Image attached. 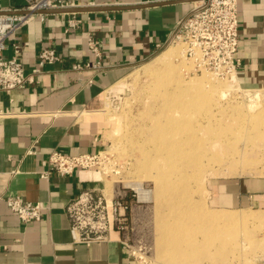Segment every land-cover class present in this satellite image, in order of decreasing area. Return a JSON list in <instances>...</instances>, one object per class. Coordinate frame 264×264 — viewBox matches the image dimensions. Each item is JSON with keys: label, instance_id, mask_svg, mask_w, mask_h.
Listing matches in <instances>:
<instances>
[{"label": "crops", "instance_id": "0c3cea01", "mask_svg": "<svg viewBox=\"0 0 264 264\" xmlns=\"http://www.w3.org/2000/svg\"><path fill=\"white\" fill-rule=\"evenodd\" d=\"M92 1L94 5L79 8L94 10L35 15L6 40L4 58L13 57L14 45L20 46L18 59L28 71L36 67L44 47L56 49L61 61L48 66L37 84L0 93V264H135L124 232L113 230L108 240L90 244L72 237L65 207L80 192H103L100 171L52 173L47 179L40 172L53 151L102 152L106 144L94 113L104 93L134 65L160 51L191 4ZM24 5L25 0H0V10ZM238 9L237 82L242 88L264 89V0H238ZM70 14L82 21L72 31L67 30ZM89 38L100 43L102 69L77 71L78 64L97 62ZM212 184L219 210L264 211V177L224 178ZM7 198L43 202L49 210L43 220L25 224L8 208ZM255 264H264V254Z\"/></svg>", "mask_w": 264, "mask_h": 264}, {"label": "rangeland", "instance_id": "374dc122", "mask_svg": "<svg viewBox=\"0 0 264 264\" xmlns=\"http://www.w3.org/2000/svg\"><path fill=\"white\" fill-rule=\"evenodd\" d=\"M97 110L106 144L98 170L102 190L108 200L126 194L123 232L135 264H195L187 248L198 246L219 251L216 263L206 258L200 264L259 260L264 211L219 210L211 185L224 178L264 177V89L242 88L236 76L200 68L178 42L134 65L104 93ZM191 202L195 214L188 210ZM219 215L235 217L206 226L207 233L219 226L210 235L219 239L169 248L168 232L175 225ZM197 237L202 240L200 233Z\"/></svg>", "mask_w": 264, "mask_h": 264}, {"label": "built area", "instance_id": "2783aa9c", "mask_svg": "<svg viewBox=\"0 0 264 264\" xmlns=\"http://www.w3.org/2000/svg\"><path fill=\"white\" fill-rule=\"evenodd\" d=\"M191 4L189 10L177 21L167 42L160 45V51L175 44L184 45L185 55L200 68H204L224 78L236 76L240 65L238 51L240 46L238 0H175ZM92 0H25L19 9L0 10V93L10 94L17 89L37 84L39 77L48 66L61 61V57L52 47L41 49L37 65L26 70L18 59L20 46L14 45L15 55L4 58L6 40L28 25L35 15L44 17L43 11L91 6ZM67 30L72 31L81 24L75 14L69 15ZM89 47L97 56L93 65L78 64L75 70L102 69L100 43L89 38ZM102 152L95 154L69 155L53 151L40 172L42 178L52 173L71 176L81 170L100 169ZM125 195L117 193L108 200L102 191H84L75 196L65 207L70 222L73 239L76 242L90 244L106 241L113 230L123 232L126 228L128 204ZM8 208L22 223L41 221L49 207L43 202L23 203L19 198H7Z\"/></svg>", "mask_w": 264, "mask_h": 264}, {"label": "bare ground", "instance_id": "6f19581e", "mask_svg": "<svg viewBox=\"0 0 264 264\" xmlns=\"http://www.w3.org/2000/svg\"><path fill=\"white\" fill-rule=\"evenodd\" d=\"M179 84H181V83H179ZM254 106H255L254 103L250 104V107L254 108ZM135 185H136V188L143 195H145L144 191L142 190L141 185L140 184H135ZM192 203L193 202L188 204L187 207H188V210H189V212L191 214H193V213L195 214V212L191 208L194 205ZM231 217L232 216L219 215V216H216V217L212 218L211 220H208V219L207 220H203V218L202 217L199 218V216H197L196 220H195V217H194V219L191 217V221L188 224L187 223H179V224L175 225L174 229L169 230V232H168L169 233L168 236L170 235L169 239H168L169 248H171V247L179 248L182 244L185 245L186 243H187L186 246H191L192 248H195V244H192L193 242L201 243V244L207 246L206 242L211 241L213 238H218L219 239L220 236L219 235L216 236V237H212L213 235L210 236L211 234L215 233L216 229L219 228V226L213 227V230H211L210 233L208 232L209 234L205 231L206 226L208 227L209 224L210 225H218L217 223L220 222L221 219H223V218L224 219H229ZM234 218L235 217H232V219H234ZM199 233L202 235V240L201 241H199V238L197 237V235ZM210 237H212L211 240H210ZM187 249H189L188 252H187V254L189 256L187 255L186 257H189L190 259H192L195 262V264H198V263L200 264L201 261L203 259H206V258H208V259H212L213 258L215 260L214 263H216V256L219 253L218 250L212 252L209 249H207V251L204 250V252L200 251L201 248H199V246L196 247V250L195 249L194 250L193 249L190 250V248H187ZM184 251H185V249H184Z\"/></svg>", "mask_w": 264, "mask_h": 264}, {"label": "water", "instance_id": "95a60500", "mask_svg": "<svg viewBox=\"0 0 264 264\" xmlns=\"http://www.w3.org/2000/svg\"><path fill=\"white\" fill-rule=\"evenodd\" d=\"M182 2V1H181ZM113 9V8H110ZM94 10L93 8H68V9H61V10H53V11H43L42 14H50V13H66V12H82V11H89Z\"/></svg>", "mask_w": 264, "mask_h": 264}]
</instances>
